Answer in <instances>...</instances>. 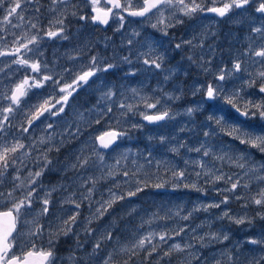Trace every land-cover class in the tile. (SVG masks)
Here are the masks:
<instances>
[{
  "label": "clouds",
  "instance_id": "9594fccd",
  "mask_svg": "<svg viewBox=\"0 0 264 264\" xmlns=\"http://www.w3.org/2000/svg\"><path fill=\"white\" fill-rule=\"evenodd\" d=\"M0 219V264H264V0H0Z\"/></svg>",
  "mask_w": 264,
  "mask_h": 264
},
{
  "label": "snow or ice",
  "instance_id": "6c2138e0",
  "mask_svg": "<svg viewBox=\"0 0 264 264\" xmlns=\"http://www.w3.org/2000/svg\"><path fill=\"white\" fill-rule=\"evenodd\" d=\"M214 11H222L220 9H213ZM19 91V89H18ZM209 95H211V90L209 91ZM150 119H152L153 117H149ZM110 135H114V133H105V136H110ZM103 140V137L101 138ZM6 224V221L3 219H0V235H2L3 232V226ZM23 264H43V258H42V254L35 256V257H30V258H26L25 261L23 262Z\"/></svg>",
  "mask_w": 264,
  "mask_h": 264
}]
</instances>
